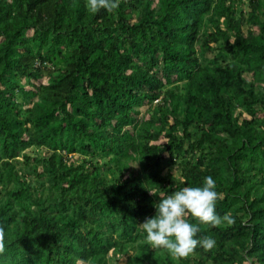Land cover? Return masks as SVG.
<instances>
[{
    "label": "trees",
    "instance_id": "16d2710c",
    "mask_svg": "<svg viewBox=\"0 0 264 264\" xmlns=\"http://www.w3.org/2000/svg\"><path fill=\"white\" fill-rule=\"evenodd\" d=\"M207 175L216 245L145 239ZM0 226V264H264V0H0Z\"/></svg>",
    "mask_w": 264,
    "mask_h": 264
},
{
    "label": "clouds",
    "instance_id": "9594fccd",
    "mask_svg": "<svg viewBox=\"0 0 264 264\" xmlns=\"http://www.w3.org/2000/svg\"><path fill=\"white\" fill-rule=\"evenodd\" d=\"M119 0H88L92 12L100 9L111 10L118 7ZM216 180L207 175L199 185L184 184L167 193L150 191L158 195L154 201V214L145 217L138 223L145 233V239L155 247L166 249L175 257H187L197 247L211 249L216 245V239L211 234L197 235L200 223L218 225L222 222L235 223V217L229 213L220 214L216 209L219 192ZM0 226V236L3 234ZM3 244L0 243V249Z\"/></svg>",
    "mask_w": 264,
    "mask_h": 264
},
{
    "label": "rangeland",
    "instance_id": "374dc122",
    "mask_svg": "<svg viewBox=\"0 0 264 264\" xmlns=\"http://www.w3.org/2000/svg\"><path fill=\"white\" fill-rule=\"evenodd\" d=\"M234 6H235V8L236 9H239V7L237 6V5H239L238 3L235 5V4H233ZM241 9H242V11H243V17L244 18H246V14H247V12H248V8L246 7V3L245 2H242V4H241ZM246 28H247V25H244V31H246ZM31 33H29V35H30ZM44 82L46 81V80H43ZM143 110H144V108H141V111H142V113H143ZM109 259H110V264H124V262H122L123 260H115V259H113V256H112V254L110 253L109 254Z\"/></svg>",
    "mask_w": 264,
    "mask_h": 264
}]
</instances>
